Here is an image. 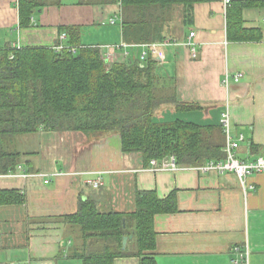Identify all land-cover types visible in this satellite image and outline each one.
<instances>
[{"label": "crops", "instance_id": "0c3cea01", "mask_svg": "<svg viewBox=\"0 0 264 264\" xmlns=\"http://www.w3.org/2000/svg\"><path fill=\"white\" fill-rule=\"evenodd\" d=\"M60 2L36 9L32 25L20 28L18 3L0 0V47L53 46L63 34L62 43L69 45L61 29L67 25L81 28L84 45L125 42L120 0ZM183 14L176 5L163 30L164 40L173 42L158 69L165 86L180 102L202 106L181 111L197 123L221 125L229 109L232 135L245 137L237 155L244 160L264 156V0H251L240 10L242 26L260 28V40L228 39L224 0L196 3L191 24ZM192 31L198 47L194 59L185 45ZM129 51L138 59L141 48ZM237 72L243 74L238 82L222 84L225 74ZM171 114L176 115L173 104L157 115L165 119ZM20 141L33 153L22 158L16 171H0V191L17 190L26 202L0 204V264H83L70 255L75 245L71 227L57 218L75 213L90 196L113 209L133 211L137 189L156 190L161 198L177 192L178 211L155 216L158 264H233L238 245L249 252L248 262L240 264H264V172L248 176L255 188L245 190L231 172L144 167L138 155L122 151L119 134L89 139L79 131H40ZM98 178L103 184L96 188L91 183ZM139 262L138 257H120L114 264Z\"/></svg>", "mask_w": 264, "mask_h": 264}, {"label": "trees", "instance_id": "16d2710c", "mask_svg": "<svg viewBox=\"0 0 264 264\" xmlns=\"http://www.w3.org/2000/svg\"><path fill=\"white\" fill-rule=\"evenodd\" d=\"M123 39L128 44L161 42L176 5L191 24L196 3L218 0H120ZM60 0H19V27L32 25L36 9L59 5ZM249 1H233L227 8L229 40H260V28H244L240 10ZM69 48L53 46L0 47V171H16L25 151L22 138L40 131H79L89 139L113 134L121 137L125 154L138 155L148 167L152 159L175 155L181 166H198L225 158L226 135L220 124L186 119H158L159 111L202 108L185 104L165 85L161 63L118 59L110 65L98 45L81 42V28L62 26ZM75 47L72 51L70 48ZM158 117V118H157ZM136 208L119 211L96 196L81 200L78 210L58 220L71 227L75 240L71 257L83 264H114L116 258L138 257L139 264H158L155 216L178 211L177 192L161 198L156 190H136ZM17 190L0 191V204L25 203ZM128 239L123 249V239Z\"/></svg>", "mask_w": 264, "mask_h": 264}, {"label": "built area", "instance_id": "2783aa9c", "mask_svg": "<svg viewBox=\"0 0 264 264\" xmlns=\"http://www.w3.org/2000/svg\"><path fill=\"white\" fill-rule=\"evenodd\" d=\"M19 3V0H15ZM232 0H224L225 7L231 4ZM112 23L116 22V19H112ZM196 35L195 31L190 32L189 37L185 43L188 46L190 51V56L194 59L198 56V47L196 42L194 41V37ZM66 38V35L63 34L61 36V42L53 45V48L57 51H61L63 49L69 48V45H65L62 43V40ZM170 40H163L161 42H153V43H145V44H128L126 42H121L120 44H113L108 47H102L104 51V56L108 62L110 63L118 60L120 58L118 54V50H123L122 58H129L130 51L129 48L132 47H140L141 52L139 54V59L142 61L147 60L148 58H152L154 60L159 61L161 64L166 59V49L172 44ZM14 47H18L17 45ZM72 51H75V47L70 48ZM241 72H237L234 75H230L229 73L225 74L222 79V84L229 87L232 82H238L242 77ZM221 125L223 127L224 133L226 135V144L224 146L225 158L223 159H212L207 161L204 164L196 166L201 172H217V173H234L240 180L243 188L247 190L248 188L254 189V185L248 184L246 179L248 176L254 173L264 172V156H258L254 159L244 160L241 159L237 155V151L240 147V142H242L245 137L244 134H239L237 138L232 135L231 132V116L229 109L222 113L221 117ZM182 166L178 164L175 155H169L164 157L163 159H152L149 164V168L154 171H171L176 172L180 170ZM42 176L46 174H41ZM45 183L49 182V179L44 180ZM94 187H99L103 184L101 179H96L91 183ZM234 251L238 254V258L233 259V264H240L245 261L248 262L249 252L246 249H243L241 246H235Z\"/></svg>", "mask_w": 264, "mask_h": 264}, {"label": "rangeland", "instance_id": "374dc122", "mask_svg": "<svg viewBox=\"0 0 264 264\" xmlns=\"http://www.w3.org/2000/svg\"><path fill=\"white\" fill-rule=\"evenodd\" d=\"M121 42L117 43V44H120ZM110 46L109 44L108 45H104V47H108ZM122 57H120L119 59H121ZM166 83V81H165ZM187 113H182L181 111H176V115L174 117H172V114L168 117V118H165L163 120H166V121H171V119H175V118H180V119H187V120H191V121H197V118H194V116H190V118L188 117V115H186ZM158 118V117H157ZM160 119V118H158Z\"/></svg>", "mask_w": 264, "mask_h": 264}, {"label": "water", "instance_id": "95a60500", "mask_svg": "<svg viewBox=\"0 0 264 264\" xmlns=\"http://www.w3.org/2000/svg\"><path fill=\"white\" fill-rule=\"evenodd\" d=\"M132 237H133L132 235H130V236H125V237H124V239H123V249L126 248L127 243H128V239H129V238H132Z\"/></svg>", "mask_w": 264, "mask_h": 264}]
</instances>
